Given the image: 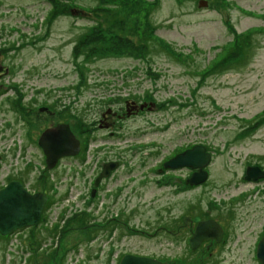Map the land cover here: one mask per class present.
I'll list each match as a JSON object with an SVG mask.
<instances>
[{"label":"rangeland","instance_id":"rangeland-1","mask_svg":"<svg viewBox=\"0 0 264 264\" xmlns=\"http://www.w3.org/2000/svg\"><path fill=\"white\" fill-rule=\"evenodd\" d=\"M0 50V187L21 177L53 201L38 224L0 235V264H56L55 245L64 264H118L126 251L169 264H260L264 176L242 174L264 166V0H0ZM17 95L38 100L23 97L20 107ZM126 95L158 105L141 104L147 109L118 120L117 137L97 141L99 109L108 97L122 105ZM59 122L69 124L79 152L47 169L36 137ZM193 143L212 150L210 178L195 192L180 183L173 194L176 185L153 169ZM102 146L101 156L116 159L115 175L91 195L86 186L101 171ZM145 157L153 169L142 183ZM111 189L122 193L119 207ZM186 212L227 226L223 256L187 254L188 228H178Z\"/></svg>","mask_w":264,"mask_h":264},{"label":"flooded vegetation","instance_id":"flooded-vegetation-1","mask_svg":"<svg viewBox=\"0 0 264 264\" xmlns=\"http://www.w3.org/2000/svg\"><path fill=\"white\" fill-rule=\"evenodd\" d=\"M2 52L4 53V51L0 50V56L3 55ZM1 65L2 64L0 63V66ZM1 73H2V69L0 70V74ZM17 97H18V104L20 105V107H22L21 106V104H22L21 101H23V97H24V100H28L29 99L31 103H35L36 100H38L37 98H35V95H30L29 97H27L26 95H17ZM103 98H105V97L103 96V97L99 98V100H98L99 104L104 102V101H102ZM137 98H138V96L126 95V96L123 97V101H122L123 104L122 105H118L117 107H114V106H112L114 104L113 98L112 97H108V101L106 102V105L104 104L99 109L97 117L95 118V129H94V131H95V138H96L97 141H99V140L106 141L105 138L117 137L118 136L117 132H119V129L123 126L121 123L117 124L118 120L121 122L122 119L125 116L135 115V114H138V113L142 112L144 109H147V106H143L142 108H140L141 104H143V103L145 104L146 103V104H152L153 106H154V104L158 105V102L156 101L155 98H153V100H150L148 98L138 100ZM58 100H60V99H58ZM55 101H56V99H55ZM73 102L75 104V108H74L75 111L77 109V113L76 114H78V108H80V104L78 103V98H76V100L74 99ZM87 104L90 105L91 102H87ZM92 104H94V103H92ZM40 107H44V106L40 105L39 108ZM28 108L31 109L30 107H28ZM162 127L164 129H167L168 127H170V124L169 123L165 124ZM97 131H103V132L102 133H96ZM38 136H39V134H37L36 140H38ZM194 145L202 146L204 152H208L209 153V158L206 161V163L202 167H197L196 166L198 168V171L199 170H200V172L204 171L203 172L204 177H203L202 180L199 181L198 184H196L197 182H193L194 180H192V178L194 176L193 174L198 172V171H195L196 169H195L194 166L188 164V165H179V166L173 167L171 165L166 164V162L168 160H170L173 156H175L177 153L182 152V151H184L186 149L192 148ZM104 148L105 147L102 146V147H99L97 149V151L100 152V153L95 158V160L98 161L97 164H100V169L99 170H101V171H100L99 175L97 176L99 178L96 181L97 177L93 176L92 179L90 180V183H89V181L87 182V186L86 187H88L89 184H90V187H89L88 190L86 189L87 191H85V193L89 192L91 195H93V193L97 194L98 192H103V191L100 190V188H102V186H104V185L107 186V184H109L108 182H110V179L113 178V175H115L114 174V171H115L114 166L113 167H108V173L103 174L104 166L106 164L113 163V161H116V159L114 157H112V155H111V157H108L107 156L108 154H105V155L101 156V154L107 153V151H108V150H106ZM184 150L178 151V152H176L175 155H172V156L167 157V158H163V156H162V158H160V160L158 162L159 164L157 166H155L154 169L149 167V166H147V163L145 162L146 157H145V159L142 158L141 161L143 163L144 170L140 174L141 177L138 180H141L142 183L146 182L147 180H149L147 175L153 169V170L157 171L159 174L164 175L165 178L167 177L168 179L172 180V186L176 185L175 192H171V193L177 194L176 192H179L178 187H179L180 183H183V185L185 187V188H183V191L187 190V191L195 192L196 191L195 187L203 185V184H206L207 181L210 178L211 172H210L209 163L211 162V159H212V150L208 149L205 145H203L201 143H193L189 147H186ZM156 152H159V151L156 150L154 153H156ZM151 154H153V153H151ZM42 155H44L43 151H42ZM103 156H104V158H103ZM44 160H45V156H44ZM1 161H2V156L0 154V162ZM59 162H61V159L59 160ZM255 164L260 166L261 170H264V166L260 165L257 162ZM0 165H1V163H0ZM246 166H249V164L246 165ZM72 169H75V167H72ZM180 169L182 170V173L169 174L170 170L177 171V170H180ZM87 170L88 169L84 170L82 173L86 175ZM75 171H78L77 167H76ZM246 172L247 171L243 172L242 176L246 180H250V179H247L245 177ZM132 173H135V171H133ZM195 177H198V175L195 176ZM19 178L25 184V180L23 178H21V177H19ZM258 179L260 180L261 178H258ZM253 180L255 182H258L257 179H253ZM137 183H140V182H137ZM137 183L132 186V190L134 189L136 191ZM94 184L95 185L97 184V186H95V188H94L95 190L93 192L92 185H94ZM162 186H163V184H162ZM161 191H163V189H161ZM247 193L248 192L241 193V195H239V196L243 197ZM107 195L111 196V199H112L113 203L117 202V199H116L117 197H122V193L117 191L116 189L109 190L107 192ZM123 199L126 200V196L125 195L123 196ZM111 204H112V202H111ZM113 205L116 206V207L118 206L116 203H114ZM123 214H124L123 221H122L123 222V226H124L123 228H125L127 231H130V229H133V227L131 226V222H130L131 221V218H130L131 213H130V211H126L124 209L123 210ZM111 217L115 218L117 220H120V215H118V214L115 217H114V215L111 216ZM196 217L198 219H195ZM208 219L214 220L213 222H215V223L220 225V235H217V229L211 230L209 228L210 231H209V236L208 237H206L204 239L197 238V239L191 240L190 238H191L193 232L196 229L197 223L200 222V221L208 220ZM180 221H181V223L179 224V227H178L179 229L180 228H186V227L188 228L187 235L184 238L186 243H187V249H188L187 254L188 255H193V254H195V253H197L199 251H200V254H201L202 250H203L204 254L208 253V255H210V256H212L214 253H217L218 255L222 254V256H223L224 253L226 252V249L230 246L228 244H229V242L231 240V237H230V233H229V231L227 229V226L224 223H222L220 220H218L215 216H213L211 218L210 217L201 218L197 214L186 212V213H184V214H182L180 216ZM91 223L92 222H87L85 224L89 225ZM209 224H210L209 226L214 227V224L213 225H212V223H209ZM163 227H165V226H163V224H158L156 226V229L163 228ZM140 231L144 232V233H147V234H150L148 229H142ZM175 232L176 231H173V233H175ZM124 235H126V234H124ZM218 244H221V246L223 245V248L222 249H218L217 248ZM256 247H257V243H256ZM125 253L146 255V256H150V257L159 259L160 261L164 262V264H169V262L167 260H164V259H162L160 257H156V256H153V255H150V254H143V253H137V252H132V251H126ZM255 255H256V249H255ZM201 260L202 259H200V261ZM36 263L37 264H43V263H40V262H36ZM197 264H203V262H200V263H197Z\"/></svg>","mask_w":264,"mask_h":264},{"label":"water","instance_id":"water-1","mask_svg":"<svg viewBox=\"0 0 264 264\" xmlns=\"http://www.w3.org/2000/svg\"><path fill=\"white\" fill-rule=\"evenodd\" d=\"M199 3L206 4V0H199ZM74 10L81 11L78 7L72 9V11ZM37 142L45 155L47 168L53 167L60 157L74 155L79 150V140L66 122H59L45 127L39 134ZM208 158L209 153L204 152L202 146L194 145L192 148L177 153L166 164L173 167L188 164L194 167H202ZM113 166V163L106 164L103 174L108 173V167ZM203 172L199 170L193 174V182L202 180L204 177ZM197 175L198 177H195ZM258 176H264V170H260L258 166L247 168L245 175L247 179H255ZM46 200L47 195L45 192H32L17 179L8 181L0 188V234H10L22 227L36 225L41 219ZM213 221L208 219L198 222L190 239L208 237L209 228L211 230L217 229V235H220V225ZM209 223L214 224V227L209 226ZM256 257L260 264H264V232L257 242ZM118 264H164V262L146 255L124 253Z\"/></svg>","mask_w":264,"mask_h":264},{"label":"trees","instance_id":"trees-1","mask_svg":"<svg viewBox=\"0 0 264 264\" xmlns=\"http://www.w3.org/2000/svg\"><path fill=\"white\" fill-rule=\"evenodd\" d=\"M75 3L77 4V6H81L79 3H77L76 1H75ZM84 7V6H83ZM78 8H80V9H83L82 7H78ZM229 21V20H228ZM8 48V47H7ZM145 48H147V46L145 45ZM239 50H240V52H242V49L241 48H239ZM146 57V56H145ZM150 61V60H149ZM150 67V66H149ZM82 79V78H81ZM83 80V79H82ZM50 203H48V204H46V207H47V205H49ZM59 223L57 222V223H55V225H58ZM1 235V234H0ZM1 236H5V235H1ZM77 244V243H76ZM61 247V245L59 244V250L61 249L60 248ZM51 251H52V255L53 254H55V259H54V262L56 263V264H62V263H64V259H65V257H60V259L58 260L57 259V249H56V245L55 246H53L52 247V249H51Z\"/></svg>","mask_w":264,"mask_h":264},{"label":"built area","instance_id":"built-area-1","mask_svg":"<svg viewBox=\"0 0 264 264\" xmlns=\"http://www.w3.org/2000/svg\"><path fill=\"white\" fill-rule=\"evenodd\" d=\"M72 188H73V187H72ZM70 190H71V189H70ZM77 192H79V193H78L76 196H80V190H76V191H75L74 188H73V194H75V193H77ZM62 196H63V195H62ZM68 197H69V196H68ZM64 198H66V197H62V199H64ZM77 198H78V197H77ZM77 198H76V199H77ZM58 201H59V200H57L56 202H58ZM50 206H51V205H50ZM50 206H49V207H50ZM47 209H48V208H47ZM47 209H46V210H47ZM56 218H57V217H56ZM49 239H51V238H49ZM67 262H68V261H67Z\"/></svg>","mask_w":264,"mask_h":264},{"label":"bare ground","instance_id":"bare-ground-1","mask_svg":"<svg viewBox=\"0 0 264 264\" xmlns=\"http://www.w3.org/2000/svg\"><path fill=\"white\" fill-rule=\"evenodd\" d=\"M70 197V196H69ZM20 230V229H19ZM10 236V235H9ZM123 255V254H122ZM63 264V263H62Z\"/></svg>","mask_w":264,"mask_h":264}]
</instances>
